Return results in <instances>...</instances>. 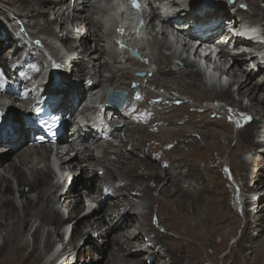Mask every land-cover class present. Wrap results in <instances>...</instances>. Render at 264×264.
Returning a JSON list of instances; mask_svg holds the SVG:
<instances>
[{"label":"bare ground","instance_id":"obj_1","mask_svg":"<svg viewBox=\"0 0 264 264\" xmlns=\"http://www.w3.org/2000/svg\"><path fill=\"white\" fill-rule=\"evenodd\" d=\"M68 1L65 4L63 0H0V15L11 26L10 30H3L0 25L1 49L5 50L14 41L18 43L16 50H26L23 58L13 59L12 55L0 57V146L6 144L11 148L8 153L7 148L0 149V264H77L79 257L84 259L81 264H202L199 258L209 248H222L230 235L237 231L238 220L231 221L225 212L229 209L235 210L242 217L240 221L244 225V231L233 246L238 249L237 254L232 255L233 251H230L226 258L233 257L234 264L241 260L240 254L250 248L254 256V261L250 264H264V236L259 239V232L264 230V194L257 199L259 193V197L264 193V65L258 62L257 54L264 46L233 38L232 34V30L239 29L243 22H257L263 26L264 35V0H235L232 5L221 0L207 5L199 3L200 0H146L145 19L149 21L147 29L151 35L155 34L157 38L161 33L169 40L174 37L175 26L181 29L174 40L180 53L165 54L161 50L166 44L162 45L154 39L155 48L161 49L151 57L155 69L152 70L153 77L148 81L168 92L176 91L179 96L152 103V99L160 96L149 92L153 95L151 96L145 91L143 97L133 101V94L129 93L124 110H112L113 113L104 105L107 92L110 89L129 92L128 89L139 80L131 70L116 71L108 58L118 64L120 61L130 62L133 68L142 63L127 53L119 58L118 52L111 51L105 44L106 39L111 38V33L114 36L119 28L124 27L120 24L112 25L113 21L121 20L111 16L110 0ZM240 1H244L249 11L239 5ZM184 14L186 18L183 17ZM49 15L54 16V20H50ZM18 20L24 25L25 31L35 37L28 39L15 33L12 25ZM192 22L195 24L194 32L187 29V24ZM54 25L60 26L61 32L66 34L59 37ZM133 32L138 34L137 31ZM39 35L59 41L67 53L53 54V47L47 40L41 43L45 44L49 52L38 51V45L35 47L29 42L40 40ZM129 35L131 36V30L127 29L124 39ZM203 40L220 49L219 64L215 62V70L227 77V87L207 84L203 76L201 80L202 73L196 69L195 62L189 61L190 50H195L191 42ZM226 40L229 41L225 42ZM91 41L96 43L94 49L88 43ZM117 47L116 44L114 48ZM230 47H234L233 50ZM29 48L37 50L38 54L34 55ZM195 55L200 56L199 49H196ZM41 59L50 69V73L44 76L40 73L43 69ZM208 61L211 62V58ZM250 63L257 67L258 74L262 73L260 77H255L254 68L249 71ZM63 67L80 80L81 87L69 86L63 78H59L62 83L51 85L50 82L48 87L45 86L50 79L53 80V74L61 75L59 72ZM245 67L248 68L245 70ZM10 69L22 70L19 82L23 87L9 85L13 76ZM104 72L111 74L106 80L103 78ZM14 76L19 77L17 73ZM89 76L91 81L85 85ZM28 83L30 84L27 85ZM235 85L236 91L233 89ZM208 86H216L218 90ZM100 90L101 94H97ZM235 92L239 96L238 103L233 100ZM185 95L195 99V113H188L192 106L181 97ZM43 98H46L44 104L54 113L70 117V123L66 124V131L61 139L63 143L55 155H52L55 152L47 145L37 144V137L41 134H36L34 123L26 115L28 110L35 111ZM245 98L250 101V106L246 108L243 107ZM205 102L225 103L229 113H241L244 115L242 120L245 119L246 123L241 125L239 131H235L234 126L222 117L208 119V114L219 112L215 108L199 106ZM81 104L84 105L82 108ZM5 107L10 108L7 115L4 114L7 113ZM102 108L106 111L105 114H100L93 123L88 120L89 112L95 109L98 114ZM20 115L22 117L18 123L5 131V118L12 116L15 120ZM249 115H253L252 118L249 119ZM80 116L84 119L82 125L73 122ZM239 120L241 121L240 118ZM112 123H121L122 126L114 128ZM194 129H202L200 133L208 145L205 149L192 138L191 133H198L196 130L192 131ZM233 137L244 146L243 152L231 151L228 154L227 165L240 196L235 198L232 183L224 180L228 188L224 190V196L230 206L225 208L215 205L208 208L209 197L205 194L212 190L207 188L205 178L210 173L208 167L211 153L217 152L215 160L211 159L219 170L227 154L222 141L230 142ZM103 138L120 141L122 146L117 147L118 151H107ZM153 141L165 145V160L155 156L158 153L153 152ZM110 148L115 149V146L112 144ZM185 148L189 149L187 154L184 152ZM98 151H103L105 155L101 158L104 159L101 164V159L97 157ZM112 152H116L114 159L109 158ZM74 153L75 156L72 157ZM248 153L254 154L251 161L245 159ZM11 156L13 158L7 161ZM54 157L62 173V178L58 181L51 166ZM115 161L119 164L112 165L113 169L106 166ZM201 163L205 165L202 166ZM105 166L112 171H108L109 178L104 177L105 181L97 192L100 195L98 198L109 201L111 195H114L115 199L104 213L89 212L91 206L77 192V186L89 189L90 175L97 174L98 168ZM78 170L81 171L80 175L77 174ZM51 172L54 173L53 176ZM144 175H147L146 180ZM222 176L225 177L224 173ZM12 179L19 188L12 186ZM71 179L75 183L73 188L68 189ZM148 181L155 182V188L144 186ZM138 187L140 189L137 190ZM124 191L140 192V197L146 201V209L151 211V218L154 213L160 217L158 223L151 228L147 220L142 222L138 219L140 212H132V216L125 220L129 222L118 224L116 228L121 230L125 227L126 230L109 236L112 229L107 231L105 226L112 225L114 220L123 217L121 208L127 207L125 213L137 210L136 205L125 198ZM154 191H158V196H154ZM16 193L20 195V203ZM88 197L95 201L94 196L88 194ZM73 221L76 222L67 245L59 256L56 254L51 260L48 259L57 246L51 242L54 233L61 239L62 230L66 229L65 235H68ZM28 228H35L31 244L24 241ZM161 228L164 230L161 231ZM253 228L256 230L252 231ZM218 235L223 238L220 247L214 242ZM95 237L102 238V246L99 248L92 242L89 244L91 253L87 256L84 251L86 247L79 249L78 244L85 238V242L95 241ZM43 238L46 254L40 249ZM149 242L152 243L151 247L140 253H132V248L143 247ZM29 248L30 251L27 252ZM74 252H77L75 257Z\"/></svg>","mask_w":264,"mask_h":264},{"label":"rangeland","instance_id":"obj_2","mask_svg":"<svg viewBox=\"0 0 264 264\" xmlns=\"http://www.w3.org/2000/svg\"><path fill=\"white\" fill-rule=\"evenodd\" d=\"M191 2H193V0H190ZM197 1H199V0H197ZM220 1V0H219ZM221 1H223L225 4H226V1H228V0H221ZM237 1V0H236ZM235 1V2H236ZM260 2H261V0H259ZM263 1V0H262ZM68 0H63V3H65V4H68ZM73 2H74V0H73ZM241 2V1H240ZM240 2H238L239 3V5L240 6H242V7H244V9L246 10V11H249L248 10V8L245 6V3H244V1H242L241 3ZM199 3H202L201 1H199ZM0 10H1V8H0ZM12 11V10H11ZM112 11H113V13L115 14L116 13V9H115V7H113L112 8ZM234 11L235 10H233L232 11V14H234ZM8 13V12H7ZM13 13V12H12ZM8 16L9 17H11V15L8 13ZM183 17L184 18H186V15L184 14L183 15ZM49 19L50 20H54V16H52V15H49ZM17 22H20L19 20L18 21H16V22H13V29L15 30V33H17V34H20V35H23V34H21L20 32H19V29L17 28L19 25L17 24ZM124 22V21H123ZM156 23H158V22H156ZM117 24H119V23H113L112 25H117ZM185 24H187V23H185ZM0 25H1V28L3 29V30H10L11 28V26H10V24L7 22V19L5 18V17H3L2 15H0ZM188 26H187V29H189L190 31H192V32H194L195 31V29L192 27L191 28V23H189V24H187ZM17 26V27H16ZM226 26H228V24H226ZM54 27L57 29V31H58V34H59V37H62L64 34H66V33H64V32H61V30H60V26H58V25H54ZM176 27H178V26H175L174 28V31L173 32H175L174 33V37L172 36V37H170L169 38V40L168 39H166L161 33L159 34V36L156 38L154 35L155 34H153V35H151V33H150V31H149V29H146V31L145 30H140L139 32H138V34H135L132 30H131V36L130 37H128V38H126V39H124V41L125 42H127V43H130V44H132V46L134 47V48H137L136 50H138L139 51V53L142 55V57H143V59L140 61L142 64H140V65H138V66H136V67H134L133 68V64H131L130 62H123V61H120V63L118 64V63H114L112 60H111V58H108V62L109 63H111L115 68H116V71L117 70H119V69H124L125 71L126 70H131L132 71V73H133V75H134V77L136 78V76H135V72H137V71H141V72H146L147 74H149V73H151V74H153L152 73V70H154L155 69V65L154 64H152V61H151V57L153 56V54L155 53H157L158 51H159V49H161V48H158V49H156L155 47V45H154V39H157V41L158 42H160L162 45L163 44H166V47H163L162 48V52H164L165 54H167V55H170V54H174V53H176V52H178V53H180V49H179V47L178 46H176V43H175V37L177 36V34H178V32H181V30L180 29H177ZM112 28L114 29V27L112 26ZM179 28V27H178ZM1 29V30H2ZM25 30V29H24ZM261 30H262V32H263V26H261ZM130 31V30H129ZM10 33V35H11V32H9ZM118 33V32H117ZM111 35L113 36V34L111 33ZM109 36V37H111V38H109V39H106V42H105V44L108 46V49L110 48V50L112 51V50H115V51H117L118 52V54H119V58H122L123 56H124V54L125 53H129V52H126L124 49H123V47L121 46H119L116 42H115V39H116V34L112 37V36ZM12 36V35H11ZM24 36V35H23ZM32 38L33 37H35V36H31ZM132 37V38H131ZM155 37V38H154ZM25 38H27L26 36H25ZM39 38H40V40H31L29 43L30 44H32L33 46H35V47H37V45H38V48H37V50L39 51V50H41V51H43V52H46V53H48L49 52V50H48V48H46V46H45V44H42L41 43V41H43V40H47V43L48 44H51L52 45V47H53V50H51L52 51V53L54 54V53H61V55H63V54H65V53H67V51H66V48L62 45V43H60L59 41H57V40H53V39H51V38H46V36L45 35H39ZM28 39H30V38H28ZM34 41H37V43L36 42H34ZM88 43H90V44H92V47H93V49L95 48V46H96V43L95 42H93V41H91V42H88ZM17 42H14V41H11V43H10V45L5 49V50H2L1 48V46H0V57H6L7 55L8 56H10V55H12V57H13V59L15 58V59H17L18 57H21V58H23L24 57V54H26V50L25 51H23V49H21V48H18L17 50L15 49V47H17ZM102 44V43H101ZM116 44L118 45V47H117V49H115L114 47L116 46ZM172 46V47H171ZM159 47H161V46H159ZM140 49V50H139ZM15 50V51H14ZM29 50H31L30 48H29ZM37 50H31L32 51V53L34 54V55H37L38 54V51ZM190 52H193V50H190ZM187 56V55H186ZM192 56L193 55H191V57H190V59H189V61L190 60H192L193 62H195L194 61V59L192 58ZM263 57L264 56H261V57H259V59H258V62H262V66L264 65V60H263ZM42 60V59H41ZM40 60V62L43 64V69L40 71V73L44 76V75H46V73H50V69L47 67V64H46V62H43V60L41 61ZM138 60V59H137ZM139 61V60H138ZM191 61V62H192ZM216 62H217V64H219V57L216 59ZM258 62H257V64H258ZM195 64H196V69H198V66H197V63L195 62ZM175 66V68H176V64L174 65ZM227 68H229V66H226ZM249 71L252 69V68H254L255 69V72H256V75H255V77L256 78H258V77H260L261 76V74H258V71H257V67L256 66H254V64L253 63H250V65H249ZM246 68H248V67H245V70H246ZM195 69V68H194ZM61 70V72H59V73H61V75H58V76H56V74H53V80L52 81H50L51 82V85H56V84H58V83H62V81H61V79L63 78L64 79V81H67V83L69 84V86H75V88H76V86H79V87H81L80 86V80L79 79H77L75 76H73V74H72V72L70 71V70H65V68L63 67L62 69H60ZM199 70V69H198ZM200 71V70H199ZM236 71V70H235ZM10 72L12 73V75L13 76H11L12 78L10 79V82H9V85L10 86H18L19 87V85H21V87H23V85L22 84H20V82H19V78H20V76H21V73H22V70L21 69H10ZM201 72V71H200ZM264 72V71H263ZM14 73H17L18 75H19V77H15L14 76ZM39 73V74H40ZM202 73V72H201ZM40 74V75H41ZM111 76V74L109 73V72H104L103 73V78L106 80L107 79V77H110ZM202 76H203V74H201V80H202ZM47 77H49V76H47ZM66 77H69V78H66ZM153 77V75L151 76V78ZM254 77V78H255ZM59 78H61L60 80H59ZM151 78H149V77H146V79H144V81L142 80V82H141V89H140V91H138V92H141V93H143V90H144V88H147V90H146V92H150V93H152V94H154V95H156V96H160V97H162V96H168L169 97V99L171 100V99H173V98H176L177 96H179L178 94H177V92L176 91H171V92H168V91H166L164 88H159L160 86H158V85H152V83H145V80H148V79H151ZM56 79V80H55ZM103 79V80H104ZM154 79V78H153ZM87 81L85 82V85H87V83H89L90 81H91V76H89V77H87V79H86ZM202 83H203V81H202ZM30 83H28L27 85H29ZM138 85L136 82L134 83V85ZM215 85V84H214ZM45 86H47V83H46V85ZM158 86V87H157ZM217 86V85H216ZM208 86L209 88H217V87H219V86ZM230 87V86H229ZM228 87V88H229ZM228 88H222V89H228ZM221 89V88H220ZM234 91H236L237 90V86L235 85L234 86ZM217 90H218V88H217ZM135 92L136 91H133L132 92V94L134 95V97L136 96L135 95ZM149 93V94H150ZM97 94H101V90L100 91H98L97 92ZM151 95V94H150ZM99 96H101V95H99ZM99 96H97V97H99ZM151 96H153V95H151ZM181 97H183L184 98V100H186L187 102H188V104H190V106H192L191 108H189V110H188V113H195L194 112V109L195 108H193V106L195 107L197 104H196V101H195V99L194 98H191V97H189V96H181ZM5 100H7L8 101V98L6 99L5 98ZM138 100V99H137ZM233 100L235 101V103L237 102L238 103V101H239V96H238V94L235 92L234 93V96H233ZM154 102H158V101H154V99H152V103H154ZM6 104H8V103H6ZM17 106H19V105H17ZM84 105L83 104H81V108L83 107ZM199 106H202V108H215L219 113H213V114H208L206 117L208 118V119H210V120H212V119H216V118H219V117H222L223 119H226L231 125H233L234 126V129H235V131L237 130V131H239V129H240V127H241V125L242 124H245L246 123V120L245 119H243L242 120V118H244V115H242L241 113H229V109H228V107H227V105H225V103H223V102H213V103H207V102H205V103H202V104H199ZM250 106V101H249V99L248 98H245L244 99V101H243V107L244 108H246V107H249ZM5 108H8V107H5ZM124 108H125V106H124ZM124 108H122L121 109V111L122 110H124ZM9 109V111H7V113H4V114H8L9 112H10V108H8ZM5 110V109H4ZM108 111L110 112V113H113V112H116L115 110H113V112H112V110L110 111L109 109H108ZM120 111V110H119ZM1 113V112H0ZM15 115V114H14ZM13 115V116H14ZM22 115V114H21ZM18 116V117H15L16 119L14 120V118L12 117V116H9L8 118H5L6 120H5V124H7L5 127H7L6 129H5V131H9L11 128H12V125H15L16 123H18V120L22 117V116ZM113 114H111V116H112ZM2 116L3 117H5V115H3L2 114ZM108 117L110 116V115H107ZM250 116V118H252V116L251 115H249ZM254 117H256V116H254ZM241 119V121H242V123H240L239 122V120H237V119ZM231 119H233V121H231ZM257 119H258V117H257ZM2 120V119H1ZM11 120V121H10ZM2 122H3V120H2ZM114 122V121H113ZM115 122H118L117 121V119H115ZM112 124H114V126L116 125L115 123H112ZM119 124H121V123H119ZM113 126V127H114ZM120 126H122V125H118L117 124V127H120ZM11 127V128H10ZM197 131L198 133H191V136H192V138L193 139H195V140H197L198 142H199V144H200V147L201 148H206V147H208V145L206 144V140H204V138H203V136H202V134L200 133V132H202V129H194V130H192V131ZM104 139V142L103 143H105L104 144V146H105V148H107V151H118V148L117 147H119V146H122V144H120V141H115L114 139H110V138H103ZM257 140H260V138H257ZM262 140V139H261ZM108 141V143H109V145H108V143L106 144V142ZM111 141V142H110ZM225 141V142H224ZM223 142V146H225V149H226V155H225V157L223 158V160H222V168H219V170L215 167V162L213 163V160H215V158L217 157V152H212L211 153V157H210V166L208 167L209 169H210V173H209V175H208V177L207 178H205L206 179V186H207V188H211V192L209 193V194H205L206 196H208L209 198H208V200H209V205H208V208H212V207H214L215 205L217 206V207H220V206H222V207H225V208H228L230 205H229V202H228V199H226V197L224 196V190L226 189H228L227 188V186H225L226 184L224 183V180L225 181H227V182H230V183H232V185H233V188L235 189V195H234V197L235 198H238L240 195H239V193H238V187H237V185L233 182V180H232V176H231V173H230V171H229V169L227 168V165H228V163H229V157H228V154L231 152V151H238V152H243L244 151V149H243V147L244 146H241V144H239L238 143V140H236L235 139V137H233V140H231L230 142H228V141H226V140H223L222 141ZM63 143V142H62ZM30 144V143H29ZM29 144H27V145H29ZM113 144L114 146H115V149L113 148V149H111L110 148V146ZM152 145H153V152H154V154H157V155H155V156H157V157H159L160 159H164L165 160V153L163 152V151H165V149H166V147H165V145L164 144H162L161 142H159V141H153L152 142ZM26 146V145H25ZM25 146H22V147H25ZM21 147V148H22ZM162 147V148H161ZM2 148H4V149H8V151L6 150V152L8 153L9 151H11V148L9 147V145H1L0 146V149H2ZM21 148H19V149H21ZM242 148V149H241ZM103 152V151H102ZM101 151H98L97 153H98V155H97V157H99L100 159L101 158H103L105 155H103V153H102ZM184 152L187 154L188 152H189V149L188 148H185V150H184ZM115 154H116V152H112L111 153V156L109 157V158H113L114 156H115ZM160 155V156H159ZM253 153H248L247 155H245V159L246 160H248V161H251L252 160V158H253ZM75 156V153L74 154H72V157H74ZM13 158V156H11L10 158H8V160L7 161H9L10 159H12ZM211 158H213V160L211 159ZM114 159V158H113ZM104 160V159H103ZM102 159H101V162H100V164L102 163V161H103ZM76 162V161H75ZM118 161H115V162H112L110 165H106L107 167L109 166L110 168H114V166H112V165H117V164H119V163H117ZM201 165L203 166V165H205L204 163H201ZM213 165V166H212ZM51 166H52V168H53V170L55 171V173H56V175H57V177L58 176H62L61 174V172H60V168H59V163L57 162V159L54 157L53 158V160H51ZM103 166V165H102ZM106 166L105 167H100V168H98L99 169V172L96 174H93V175H90V180H91V187L89 188V189H83V187H82V185H76L77 187H78V190H77V192H80L81 193V195H82V199L85 201V203L86 204H88V205H90L91 206V210L89 211V212H93V211H96V213L97 214H100V211H103V213H104V211L106 210V208H108V206L110 207V206H112V204H113V200L115 199L114 198V195L112 196L111 194H113V193H111L110 195H111V199L109 200V201H103L102 199L103 198H98L100 195L99 194H97V192H98V190H99V188H100V186L104 183V177H107V178H109V174H108V171H112V170H110V168H106ZM217 170V171H216ZM221 171H222V173H224V175H225V177L224 178H226V179H224L223 178V176H222V173H221ZM54 174V173H53ZM53 174H52V172H51V175L53 176ZM77 174H81V171L80 170H78V173ZM145 174H146V172H145ZM214 175V176H213ZM216 175V176H215ZM214 177H216L215 178V180H213L214 179ZM222 179H221V178ZM144 180H146L147 179V175H144ZM219 179V180H218ZM209 180V181H208ZM57 181H58V179H57ZM73 183H75V181L73 180V179H71V180H69V182H68V185H67V187H68V189H71V188H73ZM102 183V184H101ZM146 185H149L150 187H152V188H155V186H156V183L155 182H153V181H148V182H146L145 183V185L144 186H146ZM224 185V186H223ZM12 186L16 189V188H19V186H18V184H17V182L14 180V179H12ZM75 186V187H76ZM216 186H218V187H216ZM106 189V188H105ZM138 189H140V187H138L137 188V190ZM220 191V192H219ZM72 192H74V191H72ZM124 193V195H125V198H128L130 201L129 202H131L132 204H134V205H136L135 207L137 208V210H134V211H130V213L128 212V213H125L126 212V208L127 207H123V208H121V210H120V212H121V215L123 216L120 220H114V222H113V224L112 225H106L105 226V230H107V231H109L110 229H112L111 230V234L109 235V236H113V235H116V234H118V233H122L123 231H125L126 230V228L124 229V228H121V230H118V229H116L117 228V225L118 224H121V225H124V223H128L129 221L127 220L126 222H125V220H126V218H130L131 216H132V212H135V213H139V216H138V219L140 220V221H142V222H144L145 220H147V222H148V224H149V226L151 227V228H153L154 227V225H156L158 222V220H159V217H157L156 215H154V214H156V213H154L153 214V216H152V218H151V211L150 210H148V209H146V201L143 199V197H140V192H137V191H124L123 192ZM71 194H73V193H71ZM78 194V193H77ZM88 194L89 195H91V196H94V200L95 201H91L90 200V197H88ZM260 194V193H259ZM259 194L257 195L258 197H257V199H259V198H261L262 196H263V194L264 193H262V195L259 197ZM154 196L156 197V196H158V191H154ZM16 197H17V199H18V201H19V203L21 202V199H20V195L19 194H17L16 193ZM217 198V199H216ZM214 199H216V200H214ZM218 199H220V200H218ZM226 199V200H225ZM211 200V201H210ZM213 201V202H212ZM216 201H218V202H216ZM226 201H227V203H226ZM225 203V204H224ZM220 204V205H219ZM225 205V206H224ZM259 205V204H258ZM228 206V207H227ZM145 207V208H144ZM230 210V211H229ZM229 210H225V212L228 214V218H231L232 220L231 221H233L234 219H237L238 220V222H236V226H237V231L234 233V234H231L230 235V237H229V239L227 240V242H226V245L225 246H223L222 248H209V250H207V252H205V254L202 256V257H200L199 259L202 261V264H233V261L235 260L233 257H231V259L230 258H226V256L228 255V254H230V251H233V254L232 255H234V254H237L236 253V251L238 250L237 248H236V246H235V248H236V250H235V248L233 247L234 245H236V242L239 240V238H241V236H242V233H243V231H244V225L241 223V219H242V217H240V216H238L236 213H235V210H231V209H229ZM64 211L67 213V209L64 207ZM144 211V212H143ZM148 211V212H147ZM146 213V214H145ZM159 215V214H158ZM154 217V218H153ZM160 220H162V218H160ZM75 222L76 221H73L72 223H71V225H70V227H69V232L72 234V228H73V226H74V224H75ZM35 228H36V226H35ZM35 228H33V229H31V228H28L27 230H28V233L25 235V237H24V241L25 242H27V243H30L31 244V240H32V234H33V232H34V230H35ZM48 229V228H47ZM46 229V230H47ZM122 229H124V230H122ZM162 230H164L163 228H161V231ZM256 230V228H253V230L252 231H255ZM65 231V232H64ZM229 230H226V232H228ZM66 232H67V230L65 229H63L62 230V234H63V237L61 236V239H60V237H58L57 236V234L56 233H54V235H53V237H52V239H51V242L54 244V245H57L56 246V248L54 249V252H53V254L51 253V254H49V257H48V259H50L51 260V258H53V255L57 252V255L56 256H59V253H60V251L63 249V247H65L66 245H67V243H68V241H69V236L68 235H65L66 234ZM261 232V233H260ZM259 232V239L260 238H262V236H264V230H263V232L262 231H260ZM160 233V232H159ZM71 234H70V236H71ZM123 235H126L125 233H123ZM122 236V235H121ZM62 238H63V241H62ZM102 238H104V236H102ZM102 238H94L95 239V241L93 240V241H87V242H85L86 241V239L87 238H85V240H83L82 242H80L78 245H80V247H79V249L81 248L82 250L84 249V247H86V250H84L85 252H86V254H87V256H88V254L89 253H91L90 252V250H89V244H92V242L93 243H95V246H97V247H101L102 246V244H100V240H102ZM258 239V238H257ZM97 240V241H96ZM106 240H108V238L106 239ZM222 240H223V238H222V236H220V235H218L217 237H216V239H215V245L216 246H221V244L223 243L222 242ZM31 241V242H30ZM99 241V242H98ZM85 242V243H84ZM44 245H45V239L43 238L42 240H41V247H40V249H41V252H43L44 254H46V250H45V247H44ZM147 246V247H146ZM152 246V243L151 242H149V243H147L146 245H144L143 247H140V248H132V253H137V252H143L144 250H146L148 247H151ZM233 247V248H232ZM222 249V250H221ZM30 251V248L27 250V252H29ZM246 251V252H245ZM252 252H253V250L252 249H250V248H247V249H245L241 254H240V257H241V260L240 261H235L234 262V264H247V263H252L254 260V256H253V254H252ZM76 253L77 252H74L73 254H74V257L76 256ZM100 255H101V253H100ZM100 255H98V256H100ZM73 257V258H74ZM89 257H90V255H89ZM89 257H87V259L89 258ZM243 257H245L246 258V260H245V258H243ZM55 258V257H54ZM139 258V256H137V259ZM141 258V257H140ZM225 260V261H224ZM232 260V261H231ZM82 261H84V259L82 258V257H79V262L77 263V264H81L82 263ZM247 261V262H246ZM93 264H96V263H93Z\"/></svg>","mask_w":264,"mask_h":264},{"label":"water","instance_id":"obj_3","mask_svg":"<svg viewBox=\"0 0 264 264\" xmlns=\"http://www.w3.org/2000/svg\"><path fill=\"white\" fill-rule=\"evenodd\" d=\"M109 96V103L110 104H112V100L115 98L116 99V101H120V103L117 105V106H115V108H121V105H122V103L124 102V99H125V97L124 96H119L118 95V92H115V93H111V94H109L108 95Z\"/></svg>","mask_w":264,"mask_h":264},{"label":"snow or ice","instance_id":"obj_4","mask_svg":"<svg viewBox=\"0 0 264 264\" xmlns=\"http://www.w3.org/2000/svg\"><path fill=\"white\" fill-rule=\"evenodd\" d=\"M131 2H132V6L134 8H137V9L140 8L139 0H131ZM249 119H250V117H249Z\"/></svg>","mask_w":264,"mask_h":264}]
</instances>
